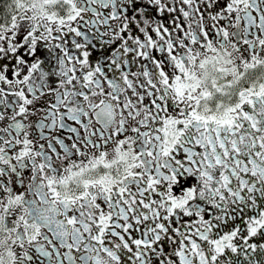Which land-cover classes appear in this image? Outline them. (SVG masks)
Returning <instances> with one entry per match:
<instances>
[{"label": "snow or ice", "instance_id": "6c2138e0", "mask_svg": "<svg viewBox=\"0 0 264 264\" xmlns=\"http://www.w3.org/2000/svg\"><path fill=\"white\" fill-rule=\"evenodd\" d=\"M8 10L0 264H264V0Z\"/></svg>", "mask_w": 264, "mask_h": 264}, {"label": "flooded vegetation", "instance_id": "af4514ba", "mask_svg": "<svg viewBox=\"0 0 264 264\" xmlns=\"http://www.w3.org/2000/svg\"><path fill=\"white\" fill-rule=\"evenodd\" d=\"M165 2L166 3L170 2V0H165ZM5 7H6L5 10L0 13V24H2V23H10V14H9V10H8V5L5 6ZM55 10L59 11L60 14H63V12L60 9H55ZM101 11H105V10L101 9ZM172 15H178V13H172V14H168L167 12L159 13L155 9H152L151 7L149 8V16H150V18H152L154 20H158V21H160L162 23H165L166 26H170L168 24V21L170 19V16H172ZM88 18H90V17L88 15H86L85 19H88ZM21 23L24 25V28L26 29L27 28V22L26 21H22ZM78 23H82V22H79V21L78 22H73V26H77ZM113 26H115V22H113ZM82 30H84V29H82ZM103 30H104V28L102 27L101 31H103ZM24 34H26V32L18 31L17 32V37L19 39L14 38L13 42L14 43H23L22 36ZM10 35H11L10 33H7L6 34V38H7V36H10ZM77 39H79V38H77ZM94 43H97V42L94 41ZM0 45L6 47L7 46L6 40L5 41H0ZM110 51H111V49H104V48H100L98 46L96 49L91 50V59H92L93 62H95L98 58L101 57V53H103L104 55H107V54H110ZM22 55L24 56V58L28 59L29 63H31L32 60L34 59V57H32V58L27 57L26 54H22ZM37 55H39L41 58H46L48 56V53H47V51L45 49L41 48L40 52L37 53ZM156 55L159 56L158 53ZM2 63L9 65V68L11 69V67H12V65H14L15 61L11 60V59H8V60H3ZM45 68L47 70L48 65H45ZM133 70L135 71L136 68L133 67ZM25 73H26V68H24V71L22 72L21 75H23ZM6 75L8 76L9 79L13 78L11 70L9 72H7ZM109 75H111V73H109ZM3 86L5 88L7 87V85H3ZM48 99H50V98L49 97L42 98V101L40 102V106H43V104ZM31 119L35 120L36 117H32ZM5 125H6V121L0 122V127H4ZM58 134L62 135V133H58ZM248 214L251 215L252 213L250 212ZM236 223H240V221L237 220ZM232 226H233L232 224H229V228L232 227ZM225 230H227V229H225ZM236 242H237V244H242L243 243V241H241L239 239ZM249 242L250 243H261V242H264V238H261V237L258 236V237L252 238ZM168 250L170 251V249H168Z\"/></svg>", "mask_w": 264, "mask_h": 264}, {"label": "trees", "instance_id": "16d2710c", "mask_svg": "<svg viewBox=\"0 0 264 264\" xmlns=\"http://www.w3.org/2000/svg\"><path fill=\"white\" fill-rule=\"evenodd\" d=\"M11 0H0V13L5 10V6L9 5Z\"/></svg>", "mask_w": 264, "mask_h": 264}]
</instances>
